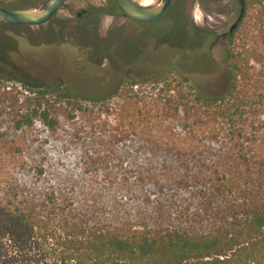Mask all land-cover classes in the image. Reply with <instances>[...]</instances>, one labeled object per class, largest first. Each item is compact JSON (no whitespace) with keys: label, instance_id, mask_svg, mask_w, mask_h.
Returning a JSON list of instances; mask_svg holds the SVG:
<instances>
[{"label":"trees","instance_id":"16d2710c","mask_svg":"<svg viewBox=\"0 0 264 264\" xmlns=\"http://www.w3.org/2000/svg\"><path fill=\"white\" fill-rule=\"evenodd\" d=\"M226 41L228 86L218 97L196 92L187 77L174 83L159 74L122 81L104 97L69 85L33 92L10 125L35 140L15 147L0 133V264H264V0H244ZM130 106L159 120L173 140L167 155L174 163L149 178H93L88 158L73 167L56 162L53 143L41 142L70 108L80 117L105 113L131 144L139 136ZM195 123L211 138L215 129L230 138L209 165L200 161L207 148L193 145L197 134L185 143ZM37 154L41 160L30 163ZM126 154L147 171L141 162L167 160L143 145Z\"/></svg>","mask_w":264,"mask_h":264},{"label":"rangeland","instance_id":"374dc122","mask_svg":"<svg viewBox=\"0 0 264 264\" xmlns=\"http://www.w3.org/2000/svg\"><path fill=\"white\" fill-rule=\"evenodd\" d=\"M43 1L0 0V4L19 9L35 7ZM135 1L143 6H155L160 0ZM82 7L93 13L75 21L76 12ZM106 7L107 0H69L44 26L23 28L0 24L2 142L16 147L34 139L26 133L14 135L10 121H14L16 111L29 106L28 100L33 92L45 87L69 85L86 96L104 97L122 81L159 74L167 80H175L174 83L187 77L189 84L197 89L195 91L205 97H218L227 89V41L219 37L215 42V38L226 33L236 21L239 13L237 0H172L163 17L146 24L129 22L116 12L110 14L105 11ZM211 43L214 44L210 48ZM125 111L133 120L132 128L139 136L138 140L132 138L131 144L137 146V151L143 145L144 149L161 155L159 158L166 161L141 162L148 164V171L129 161L131 154L127 155L126 151L130 150L131 144L125 137H120L119 122L115 120L113 123L98 109L89 110L83 117L73 114L70 108L63 110L64 117L60 118L57 132L44 135L41 142L53 143L59 152L51 156L57 158L56 162H70L73 167L88 158L93 166L86 168L85 173L100 180L117 177L130 182L139 176L149 178L161 168L165 169L166 163L173 164L174 158L167 155L173 140L159 120H150L147 115L141 117L146 113H133L132 106ZM141 118L145 120L138 122ZM207 127L209 133L215 123H209ZM192 131L194 134L185 143L189 144L191 137L197 134L193 145L197 141L198 146L207 148L200 153L201 163L209 165L228 151L230 138L221 131L215 129L213 134L217 136L211 138L206 134L205 126L196 123ZM158 150L163 152L158 153ZM14 157L17 162L19 156ZM44 157L51 160L48 154ZM139 157L140 160L143 158ZM30 158L33 160L30 163L35 164L41 160L39 154ZM98 161L108 169L98 167ZM49 174L53 178L54 170L50 169ZM116 191L121 192V188L116 187Z\"/></svg>","mask_w":264,"mask_h":264},{"label":"water","instance_id":"95a60500","mask_svg":"<svg viewBox=\"0 0 264 264\" xmlns=\"http://www.w3.org/2000/svg\"><path fill=\"white\" fill-rule=\"evenodd\" d=\"M66 0H45L35 7L8 9L0 5V24L26 26L30 28L46 24L60 11ZM172 0H160L155 6H143L135 0H113L121 16L134 23H151L159 20L168 10ZM242 13L244 0H237ZM238 22V20H237ZM233 24L230 32L235 28Z\"/></svg>","mask_w":264,"mask_h":264},{"label":"flooded vegetation","instance_id":"af4514ba","mask_svg":"<svg viewBox=\"0 0 264 264\" xmlns=\"http://www.w3.org/2000/svg\"><path fill=\"white\" fill-rule=\"evenodd\" d=\"M44 2V1H43ZM42 2V3H43ZM69 2V0H66L65 1V3L63 4V6H62V8L67 4ZM238 2V1H237ZM41 4V3H40ZM114 5V3H113V0H107V7L105 8V11H107V12H109L110 14H111V12H116V13H119L120 14V12L118 11V9L116 8V6L114 5V7L115 8H110V6L111 5ZM239 4V3H238ZM1 5V4H0ZM2 6V5H1ZM4 7V6H3ZM5 8H8V7H5ZM61 8V9H62ZM8 9H16V8H8ZM60 9V10H61ZM59 12V11H58ZM57 12V13H58ZM243 12V11H242ZM57 13H55L51 18H50V20L46 23V24H48L49 22H51L52 21V19H53V17L57 14ZM93 12L90 10V9H88V8H84V7H82V8H79V10L76 12V14H75V16H74V20L75 21H81L82 19H84V18H88V17H90V15L92 14ZM101 14V13H100ZM241 12H240V6H239V13H238V17H237V19H236V21L233 23V24H236V26H235V28L230 32V28H231V26L233 25H231L230 27H229V29H228V31L226 32V33H222L220 36H219V34L218 35H216V38H215V42H217L218 40H219V37L221 38V39H225L230 33H232L235 29H236V27H237V24H238V22H239V20H240V18H241ZM121 15V14H120ZM123 18V17H122ZM126 20V19H125ZM237 20H238V22H237ZM128 21V20H127ZM130 22V21H129ZM132 23H134V22H132ZM46 24H44V25H46ZM138 24H141V23H138ZM2 25H5V24H2ZM44 25H42V26H44ZM11 26H15V25H11ZM17 27V26H16ZM18 27H23V28H30V27H26V26H18ZM39 27H41V26H39ZM213 44L214 43H211V46H210V48L213 46Z\"/></svg>","mask_w":264,"mask_h":264}]
</instances>
